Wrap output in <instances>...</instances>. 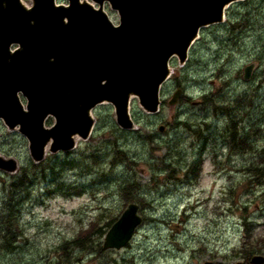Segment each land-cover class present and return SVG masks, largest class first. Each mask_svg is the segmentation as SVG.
Returning a JSON list of instances; mask_svg holds the SVG:
<instances>
[{
    "label": "rangeland",
    "instance_id": "1",
    "mask_svg": "<svg viewBox=\"0 0 264 264\" xmlns=\"http://www.w3.org/2000/svg\"><path fill=\"white\" fill-rule=\"evenodd\" d=\"M171 67L159 113L132 98L136 130L119 127L103 103L89 140L40 163L0 122V152L20 164L0 171V264H236L264 254V0L232 4L224 23L201 30L187 63ZM178 88L184 96L168 105ZM131 203L142 224L126 247L104 250ZM94 221L97 233L65 245Z\"/></svg>",
    "mask_w": 264,
    "mask_h": 264
},
{
    "label": "water",
    "instance_id": "2",
    "mask_svg": "<svg viewBox=\"0 0 264 264\" xmlns=\"http://www.w3.org/2000/svg\"><path fill=\"white\" fill-rule=\"evenodd\" d=\"M238 1L93 0L97 8L88 0H0V119L27 138L36 163L47 150L68 152L88 140L100 104H112L119 127L134 130L131 99L138 98L147 113L158 112L171 59L185 64L200 30L223 22L225 9ZM105 2L118 12L119 25ZM253 69L245 67V80ZM49 117L52 126L46 125ZM18 168L14 157L0 154L1 170ZM142 222L139 205L129 204L106 233L103 249L124 248ZM251 263L264 264V256L254 255Z\"/></svg>",
    "mask_w": 264,
    "mask_h": 264
},
{
    "label": "trees",
    "instance_id": "3",
    "mask_svg": "<svg viewBox=\"0 0 264 264\" xmlns=\"http://www.w3.org/2000/svg\"><path fill=\"white\" fill-rule=\"evenodd\" d=\"M216 108H223V107H216ZM244 142H245V140L242 139L240 143L242 144ZM126 189H127V187L125 188V190ZM115 220H116V218H113L110 222L107 223L106 227H111V225L115 222ZM15 226L16 225L10 226L8 231H7V234L5 235V238H6V240H8V243H10V239H14V234H12L11 228L15 227ZM98 229H99L98 223H97V221H94L93 224L89 228H87L86 230H84L83 232L78 234L77 237L73 241H69L65 245L67 246L69 243H73V244H77V245L80 244L81 245V242L83 240H88L89 237L93 233H97Z\"/></svg>",
    "mask_w": 264,
    "mask_h": 264
},
{
    "label": "flooded vegetation",
    "instance_id": "4",
    "mask_svg": "<svg viewBox=\"0 0 264 264\" xmlns=\"http://www.w3.org/2000/svg\"><path fill=\"white\" fill-rule=\"evenodd\" d=\"M0 122H1V120H0ZM231 138H239L238 136H237V131L235 132V130L234 129H232L231 130ZM257 254V253H256ZM262 255H264V254H262ZM250 260V259H249ZM245 261H248L247 259H245ZM248 264V263H247Z\"/></svg>",
    "mask_w": 264,
    "mask_h": 264
}]
</instances>
